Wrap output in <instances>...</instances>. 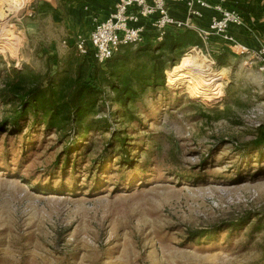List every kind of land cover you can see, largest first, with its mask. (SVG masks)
<instances>
[{
	"label": "rangeland",
	"instance_id": "rangeland-1",
	"mask_svg": "<svg viewBox=\"0 0 264 264\" xmlns=\"http://www.w3.org/2000/svg\"><path fill=\"white\" fill-rule=\"evenodd\" d=\"M5 1L0 264H264V87L256 65L230 52L218 65L222 47L213 39L207 51L191 48L166 64L164 90L148 89L123 108L105 84L81 126L48 131L29 118L17 132L2 125L15 106L2 90L21 82L14 71L70 83L83 62L74 42L86 33L69 38L43 13L49 0H14L8 11ZM184 56L207 61L203 76H220L215 95L169 83ZM90 71L82 83L95 86ZM252 108L262 111L256 119Z\"/></svg>",
	"mask_w": 264,
	"mask_h": 264
},
{
	"label": "trees",
	"instance_id": "trees-1",
	"mask_svg": "<svg viewBox=\"0 0 264 264\" xmlns=\"http://www.w3.org/2000/svg\"><path fill=\"white\" fill-rule=\"evenodd\" d=\"M226 5L238 11L245 19L251 13V0H227ZM131 46H122L116 55L103 65L82 58L83 62L70 83L69 81L60 82L58 85L51 81L43 83L37 78L31 79L30 74L22 75L14 71L17 78L21 76V82L20 84L8 82L2 90L1 97L8 99L12 105L15 104L2 125L18 132L20 124L31 118L48 131L55 129L58 132H66L75 126H81L99 103L103 85L106 84L112 89L115 102L124 108L127 104L134 103L148 89L164 90L163 74L166 64L175 65L187 50L200 48L202 43L190 30L170 29L163 40L154 47L148 43L135 52H129ZM225 53L227 52H220L215 57L218 65L225 63L226 58L223 56ZM104 65L107 66L106 72L96 68ZM91 67L94 72L92 83H95V86L82 83L87 75H91Z\"/></svg>",
	"mask_w": 264,
	"mask_h": 264
},
{
	"label": "built area",
	"instance_id": "built-area-1",
	"mask_svg": "<svg viewBox=\"0 0 264 264\" xmlns=\"http://www.w3.org/2000/svg\"><path fill=\"white\" fill-rule=\"evenodd\" d=\"M111 1L110 14L104 20L94 22L88 35L77 36L74 49L79 57L103 65L122 46L145 44L150 35L152 42H161L170 29L190 30L202 43V47L194 49L207 51L211 41L217 39L222 47L217 54L230 52L242 60L244 66L256 65L264 87V40L255 29L264 23V11L259 15L250 13L245 19L238 11L227 7V0ZM175 8L181 9L183 15H175ZM240 32L254 39L256 44L250 45L239 38ZM261 112L259 108H252L249 115L256 119Z\"/></svg>",
	"mask_w": 264,
	"mask_h": 264
},
{
	"label": "crops",
	"instance_id": "crops-1",
	"mask_svg": "<svg viewBox=\"0 0 264 264\" xmlns=\"http://www.w3.org/2000/svg\"><path fill=\"white\" fill-rule=\"evenodd\" d=\"M112 5L111 0H49V4H44L42 8L43 13L51 16L56 26L67 30L66 35L70 38V35L72 37L81 31H85L84 35H88L94 27V22L102 21L110 14ZM251 5V13L259 15L264 11V0H251ZM173 11L175 15H183L181 9L175 8ZM255 29L259 37L264 40V23L258 24ZM148 33L147 30L146 35ZM237 35L241 39L247 36L241 32ZM148 42H151L149 36L145 44Z\"/></svg>",
	"mask_w": 264,
	"mask_h": 264
},
{
	"label": "bare ground",
	"instance_id": "bare-ground-1",
	"mask_svg": "<svg viewBox=\"0 0 264 264\" xmlns=\"http://www.w3.org/2000/svg\"><path fill=\"white\" fill-rule=\"evenodd\" d=\"M14 0H6L4 2V11L10 10L11 3ZM1 17V16H0ZM8 39L3 35L2 30L0 29V47L7 44ZM207 61L202 60H193L190 56H184L180 63L174 66L168 72L169 83L171 85H183L187 90L196 97H205L208 95H215L217 90L216 83L220 80L219 75L215 76H203V68L205 67ZM205 99V98H204Z\"/></svg>",
	"mask_w": 264,
	"mask_h": 264
}]
</instances>
